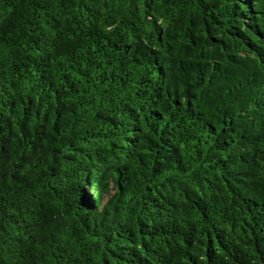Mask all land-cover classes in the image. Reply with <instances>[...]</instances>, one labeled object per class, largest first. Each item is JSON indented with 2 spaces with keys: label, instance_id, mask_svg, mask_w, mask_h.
<instances>
[{
  "label": "trees",
  "instance_id": "16d2710c",
  "mask_svg": "<svg viewBox=\"0 0 264 264\" xmlns=\"http://www.w3.org/2000/svg\"><path fill=\"white\" fill-rule=\"evenodd\" d=\"M0 264H264V0H0Z\"/></svg>",
  "mask_w": 264,
  "mask_h": 264
}]
</instances>
